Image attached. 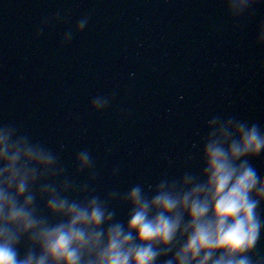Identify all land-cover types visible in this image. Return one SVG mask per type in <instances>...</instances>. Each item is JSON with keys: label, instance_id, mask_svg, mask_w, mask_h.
<instances>
[{"label": "water", "instance_id": "obj_1", "mask_svg": "<svg viewBox=\"0 0 264 264\" xmlns=\"http://www.w3.org/2000/svg\"><path fill=\"white\" fill-rule=\"evenodd\" d=\"M82 17L88 24L77 33ZM261 23L264 4L234 20L224 0H69L23 132L101 197L195 172L210 116L264 127ZM97 96L111 98L100 113L90 107ZM81 149L94 168L76 175ZM253 163L264 171V158ZM114 207L123 219L127 207ZM255 256L264 260V237Z\"/></svg>", "mask_w": 264, "mask_h": 264}, {"label": "clouds", "instance_id": "obj_2", "mask_svg": "<svg viewBox=\"0 0 264 264\" xmlns=\"http://www.w3.org/2000/svg\"><path fill=\"white\" fill-rule=\"evenodd\" d=\"M224 3L235 20L251 18L264 0ZM87 24L82 17L75 31ZM71 38L69 31L63 42ZM256 43L264 46V23ZM110 101L97 96L91 110L103 112ZM197 149V171L101 197L68 179L46 144L0 124V264H264L255 256L264 237V171L253 163L264 158V127L212 115ZM75 165L76 175L92 173L91 153L81 149ZM117 203L127 207L123 219Z\"/></svg>", "mask_w": 264, "mask_h": 264}]
</instances>
